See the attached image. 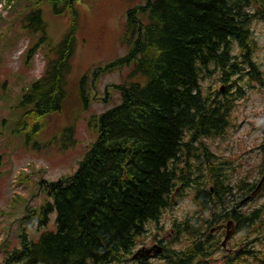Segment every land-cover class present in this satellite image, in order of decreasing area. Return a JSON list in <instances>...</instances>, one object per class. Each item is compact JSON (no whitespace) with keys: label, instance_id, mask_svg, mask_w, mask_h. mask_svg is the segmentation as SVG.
I'll return each mask as SVG.
<instances>
[{"label":"trees","instance_id":"trees-1","mask_svg":"<svg viewBox=\"0 0 264 264\" xmlns=\"http://www.w3.org/2000/svg\"><path fill=\"white\" fill-rule=\"evenodd\" d=\"M10 1L16 6L22 2ZM77 1L21 4L22 26L30 34L47 28L43 5L55 16L69 11L73 21L57 46H45L40 39L23 54L28 62L43 50L46 58L43 74L24 95L26 115L44 119L65 105ZM256 20L264 22V0H144L128 10L122 39L126 55L85 75L79 95L88 107L87 94L97 93L99 80L127 67L135 81L107 87L120 93L121 102L92 117L98 137L73 174L41 181L48 199L30 212L18 245L5 251L2 264H126L147 226L158 225L172 207L175 192L194 190L195 202L204 210L211 206L212 188L233 200L251 194L257 183L248 177L235 180L234 165L215 156L205 141L224 137L231 128L235 103L244 98L237 86L242 78L264 85L252 57ZM235 47L239 56L233 55ZM216 72L225 87L213 94L202 81ZM2 167L0 157V176ZM263 215L264 203L249 213L243 230L248 233ZM32 226L37 227L33 237ZM192 229L189 225L184 232L196 242L184 252L169 251L168 264H196L208 256L203 235Z\"/></svg>","mask_w":264,"mask_h":264},{"label":"rangeland","instance_id":"rangeland-1","mask_svg":"<svg viewBox=\"0 0 264 264\" xmlns=\"http://www.w3.org/2000/svg\"><path fill=\"white\" fill-rule=\"evenodd\" d=\"M21 4H24L23 0L18 6L10 0L0 1V157L3 159L0 176V264L5 258V251L18 245V234L21 226L27 227L25 223L30 212L39 209L48 199L41 181H57L73 174L97 140L98 131L91 123L92 117L121 102L120 93L111 87L107 91V87L135 81L128 77L131 68L127 67L99 80L97 93L87 94L88 107H84L83 98L79 95L80 80L85 75H91L97 67H104L126 55L127 46L122 39L127 12L143 5L144 0H78L75 3L78 30L72 72L67 78L68 97L61 112L44 119L26 115L29 109L22 106L25 93L43 74L46 65L44 51L37 50L28 62L23 54L40 39H44L43 44L48 47L60 44L70 32L72 15L67 11L55 16L48 6L43 5L47 28L44 33L30 34L22 26ZM14 7L17 12L13 11ZM252 31L256 42L252 57L259 64V78L264 83V22L256 20ZM233 55H240L236 47ZM202 86L214 94L225 85L221 82V74L216 72L213 77L202 81ZM237 86H242L244 98L235 103L231 128L224 137L209 139L205 143L215 156L234 165L235 173L231 174L235 180L248 177L250 182L258 184L263 175L258 147L264 135V85L244 77ZM262 190L263 187L256 201L247 206L249 210L263 205ZM185 193L179 190L174 194L172 207L164 212L159 223L168 231L174 222L184 221L176 238H168L167 256L169 251H181L196 242L191 234L184 232L187 226L192 225V231H209L208 217L200 221L202 215H198L200 211L194 190ZM262 219L248 233L243 230L241 236L232 240V251L223 256L225 264H264V215ZM159 224L147 226L148 234L138 240V249L154 243L153 237L161 232ZM29 228L32 237L37 235L36 226ZM4 245L6 247L2 248ZM211 253L206 258H199L196 264H221L220 255L211 257ZM167 256L165 261L159 257L146 264H168ZM126 264L141 263L130 261Z\"/></svg>","mask_w":264,"mask_h":264},{"label":"flooded vegetation","instance_id":"flooded-vegetation-1","mask_svg":"<svg viewBox=\"0 0 264 264\" xmlns=\"http://www.w3.org/2000/svg\"><path fill=\"white\" fill-rule=\"evenodd\" d=\"M225 87V86H224ZM264 145V135L263 139L258 147V150L260 151L261 155V164L264 160V154L261 153V149ZM264 178V171L263 175L261 176V179L257 185L260 184V182ZM262 187L264 188V181L262 184ZM262 189V188H261ZM261 189L257 191V188L251 193V194H242L241 196H236L235 200H233V197L227 193L225 195H219V190H215L212 188L210 190L211 193V206L209 209L204 210L200 205H196L199 208L198 215L200 216V221H204L208 217V226L209 231H202L200 232L203 235L202 242L206 243L208 247H206V250L209 251L208 255H210L211 251V257L220 255V258L222 260L221 264H225V258H223L224 254L230 253L233 249L232 247V240L237 237L241 236L243 234V228L246 225V222L244 220L248 218V215L252 210H249L247 206L251 203L256 201L258 197V193L261 191ZM178 192V191H177ZM175 192V193H177ZM174 193V194H175ZM174 196H172V201L174 200ZM240 197V198H239ZM234 201H238L237 204H234ZM183 220L174 222L170 229L168 231L164 230V227L159 224V228L161 232H157V234L153 237L154 243L147 247V245H144L141 248H135L134 253L132 255L131 261H136L137 263L146 264L147 261L153 259V258H159L163 257V260L165 261L166 252L169 250V237L176 238L178 232H180V228L184 226ZM158 228V227H157ZM164 231V232H163ZM148 234V233H147ZM145 234V235H147ZM191 245H188L185 248L191 247ZM185 248L178 252H184ZM159 249H162V253L159 255H155V252ZM206 251V252H207ZM149 253V255H147ZM208 261V260H207Z\"/></svg>","mask_w":264,"mask_h":264},{"label":"water","instance_id":"water-1","mask_svg":"<svg viewBox=\"0 0 264 264\" xmlns=\"http://www.w3.org/2000/svg\"><path fill=\"white\" fill-rule=\"evenodd\" d=\"M263 181H264V178H263V180L261 181V183L259 184V186H258V188H257V191H256L255 193H257V192L261 189L262 184H263ZM161 253H162V249H159L158 251L155 252V255H159V254H161ZM147 255H149V253H147Z\"/></svg>","mask_w":264,"mask_h":264}]
</instances>
